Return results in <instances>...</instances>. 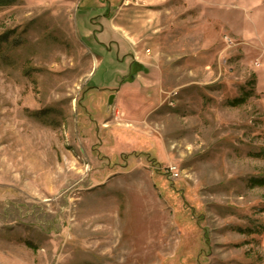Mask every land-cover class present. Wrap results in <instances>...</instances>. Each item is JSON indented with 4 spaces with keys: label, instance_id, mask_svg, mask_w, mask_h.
I'll list each match as a JSON object with an SVG mask.
<instances>
[{
    "label": "rangeland",
    "instance_id": "rangeland-1",
    "mask_svg": "<svg viewBox=\"0 0 264 264\" xmlns=\"http://www.w3.org/2000/svg\"><path fill=\"white\" fill-rule=\"evenodd\" d=\"M78 1L0 7V264H264V0Z\"/></svg>",
    "mask_w": 264,
    "mask_h": 264
},
{
    "label": "crops",
    "instance_id": "crops-1",
    "mask_svg": "<svg viewBox=\"0 0 264 264\" xmlns=\"http://www.w3.org/2000/svg\"><path fill=\"white\" fill-rule=\"evenodd\" d=\"M81 1L82 0L78 1V5H79V3ZM117 1H121L120 4H123V2H125L124 4H126V3L131 2L132 0H95V2H94V6H95L94 11L91 14L86 15L85 19L82 20L81 23H80V28L81 29H79V30L80 31L82 30V37H84L85 39L95 38L96 39L95 46H96V48L98 50L99 49H104V48L107 47V46H105V39L106 38L109 39V38H108V36H104L106 23H110L112 25L113 30H116L118 32L121 31L122 33H126L127 32L126 28L122 25V23H125V21H126V19H124V15L126 13L125 10H136L137 5H138V8H140V7L144 8V6H143L144 4H140V3H137V5H135V6H132V5H129V4L127 6H123L124 5L123 4V5H121L119 11L115 15L111 16L110 18H107V15H105L104 12H103L105 9L107 10V8L102 9L103 8L102 5L103 4H107V3H109L111 5L112 4H116ZM137 1H139V2L140 1H144L143 3L146 4L147 1L151 2L153 0H137ZM99 4H101V5H99ZM109 11L111 12V10H109V7H108V12ZM147 18H148L149 21L153 20V18H151L148 14H144V15H141V16H139L137 18H133L132 21H136V25L135 26L139 27L141 25H146V23H148L147 20H146ZM92 19H96L95 20L96 22H94L96 25L103 26V29L101 31H95L94 28H90L89 29V28L84 26V24H86V23L90 24ZM152 22L154 23V21H152ZM149 25L151 26L152 23L149 24ZM113 36H114V34H113ZM99 37L102 38L101 39L102 41L98 40ZM119 37L117 36L116 38L119 39ZM129 38H130V40H132V42H135V39H136L135 37L132 36V37H129ZM118 39H115V40L110 39L109 42H111L114 46H116L117 49L120 50L121 47L119 45Z\"/></svg>",
    "mask_w": 264,
    "mask_h": 264
},
{
    "label": "trees",
    "instance_id": "trees-1",
    "mask_svg": "<svg viewBox=\"0 0 264 264\" xmlns=\"http://www.w3.org/2000/svg\"><path fill=\"white\" fill-rule=\"evenodd\" d=\"M17 0H0V7H3V6H8L14 2H16ZM7 41V37H3V36H0V48H1V45L5 44V42Z\"/></svg>",
    "mask_w": 264,
    "mask_h": 264
},
{
    "label": "water",
    "instance_id": "water-1",
    "mask_svg": "<svg viewBox=\"0 0 264 264\" xmlns=\"http://www.w3.org/2000/svg\"><path fill=\"white\" fill-rule=\"evenodd\" d=\"M113 97H114V95H111V96H109V98H108V105H110L111 103H112V99H113Z\"/></svg>",
    "mask_w": 264,
    "mask_h": 264
},
{
    "label": "built area",
    "instance_id": "built-area-1",
    "mask_svg": "<svg viewBox=\"0 0 264 264\" xmlns=\"http://www.w3.org/2000/svg\"><path fill=\"white\" fill-rule=\"evenodd\" d=\"M227 41L231 43V41H230V40H227Z\"/></svg>",
    "mask_w": 264,
    "mask_h": 264
}]
</instances>
